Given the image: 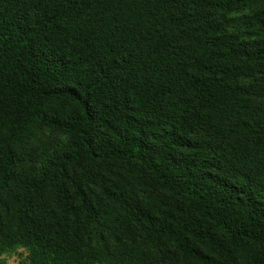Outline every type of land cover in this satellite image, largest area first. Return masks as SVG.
<instances>
[{
    "label": "trees",
    "instance_id": "trees-1",
    "mask_svg": "<svg viewBox=\"0 0 264 264\" xmlns=\"http://www.w3.org/2000/svg\"><path fill=\"white\" fill-rule=\"evenodd\" d=\"M264 264V0H0V256Z\"/></svg>",
    "mask_w": 264,
    "mask_h": 264
},
{
    "label": "rangeland",
    "instance_id": "rangeland-1",
    "mask_svg": "<svg viewBox=\"0 0 264 264\" xmlns=\"http://www.w3.org/2000/svg\"><path fill=\"white\" fill-rule=\"evenodd\" d=\"M26 251L23 248L12 250L0 256V264H24Z\"/></svg>",
    "mask_w": 264,
    "mask_h": 264
}]
</instances>
